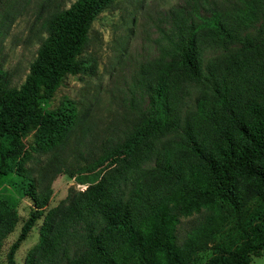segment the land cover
<instances>
[{"label": "trees", "instance_id": "1", "mask_svg": "<svg viewBox=\"0 0 264 264\" xmlns=\"http://www.w3.org/2000/svg\"><path fill=\"white\" fill-rule=\"evenodd\" d=\"M115 1L53 7L24 80L11 85L0 71V174L28 177L31 203L4 264L34 227L23 264H249L264 251V34L246 30L264 0H212L200 4L206 14L193 4L174 17L161 56L137 79L147 99L132 107L129 130L93 160V181L45 209L53 177L69 172L31 177L22 138L34 130L38 154L65 145L80 119L73 102L53 112L39 104L92 65L91 22ZM206 48L218 52L204 61ZM17 221L0 207V246Z\"/></svg>", "mask_w": 264, "mask_h": 264}, {"label": "rangeland", "instance_id": "2", "mask_svg": "<svg viewBox=\"0 0 264 264\" xmlns=\"http://www.w3.org/2000/svg\"><path fill=\"white\" fill-rule=\"evenodd\" d=\"M72 1L0 0V71L11 85L18 86L28 72L44 36L41 22L47 12L55 6L67 7ZM211 3L212 0H117L94 18L86 53L92 65L75 75L63 76L50 98L39 104L43 111L53 112L69 99L79 115L78 125L54 155L38 154L31 148L34 130L22 138L23 149L30 156L24 167L31 177L38 178L54 166L61 172H69L53 177L45 209L58 204L70 188L81 190L93 181L95 176L90 169L93 160L129 130L132 107L142 109L147 99L137 79L142 69L146 75L147 66L161 56L165 35L175 29L174 17L187 12L193 4L198 5L201 14H206L200 4L207 7ZM257 30L264 34V10L246 32ZM217 52L206 48L203 60L212 59ZM196 94V90L190 89L186 97L190 105ZM78 178L84 181L79 183ZM28 183V177L14 172L0 174V207L13 209L18 215L13 231L1 242L0 264L5 263L7 248L28 215L31 203L24 195ZM39 222L40 219L36 226ZM36 240L34 227L16 250L15 264H23L26 251ZM249 264H264V251L252 256Z\"/></svg>", "mask_w": 264, "mask_h": 264}]
</instances>
